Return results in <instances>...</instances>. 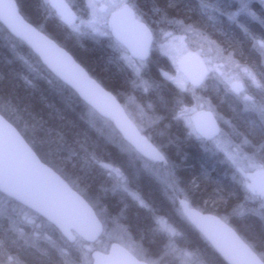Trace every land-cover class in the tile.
I'll use <instances>...</instances> for the list:
<instances>
[{
  "label": "trees",
  "instance_id": "16d2710c",
  "mask_svg": "<svg viewBox=\"0 0 264 264\" xmlns=\"http://www.w3.org/2000/svg\"><path fill=\"white\" fill-rule=\"evenodd\" d=\"M15 2L21 15L35 24V28L41 30L38 19L54 30L62 28L52 14L47 15L40 0ZM130 2L154 33L190 27L254 74L259 92H247L254 110H246L224 87L217 88L210 99L221 117L231 121L230 127L243 138L248 149L264 153V128L255 115L264 113L261 108L256 110L264 106V63L257 47L258 42H264L263 12L254 7L251 8L252 20L239 13L237 21H232L233 8L227 6L226 0ZM75 45L74 59L89 74L92 71L97 74L106 90L115 96L126 94V102L136 109L145 108L144 103H149L142 124L151 121L148 125L151 130L144 135L165 160L161 166L166 185L144 172L129 171L126 164L120 163L117 148L90 123L87 112L91 110L1 24L0 115L18 130L43 163L91 205L105 230L110 219L119 221L130 242L132 250H129L137 259L148 264H153L152 261L181 264L176 257L189 253L199 264H226L180 215L175 200L184 198L199 211L216 215L228 223L264 262V209L246 208L242 186L229 176L226 163L183 128L179 114L188 104L187 94L178 93L152 72L147 77L152 88L144 96L148 98L140 100L137 91H131L132 77L123 83L99 46L90 39H78ZM241 118L247 125L252 121L255 130L243 127ZM109 163L119 164L123 169L127 179L125 189L119 180L98 168ZM125 190L130 194L123 192ZM160 220L166 221L176 236L170 238L160 228ZM44 223L51 232L47 240H38L26 231L22 235V228L10 216H0V264H84L74 249L84 243L77 239L70 245L52 226Z\"/></svg>",
  "mask_w": 264,
  "mask_h": 264
},
{
  "label": "water",
  "instance_id": "95a60500",
  "mask_svg": "<svg viewBox=\"0 0 264 264\" xmlns=\"http://www.w3.org/2000/svg\"><path fill=\"white\" fill-rule=\"evenodd\" d=\"M58 2L64 3L63 0ZM110 19L113 39L134 59L145 61L152 43L147 26L136 22L134 12L127 4L113 12ZM0 24L12 37L23 42L41 64L76 93L84 104L99 116L112 120L116 130L136 152L146 159L160 157V153L139 134L115 97L90 78L70 54L26 22L14 0H0ZM179 65L186 66L184 72L193 87L204 84L207 72L199 56L192 54ZM197 122L205 126L207 140L219 134V126L211 112L199 114ZM254 176L264 196V175L258 171ZM0 194L47 221L69 243L78 237L87 244H94L103 233V225L93 208L40 161L17 129L1 115ZM178 204L185 219L226 264H264L222 219L189 207L185 200H179ZM91 259L92 264H147L117 243H112L107 252H91Z\"/></svg>",
  "mask_w": 264,
  "mask_h": 264
},
{
  "label": "rangeland",
  "instance_id": "374dc122",
  "mask_svg": "<svg viewBox=\"0 0 264 264\" xmlns=\"http://www.w3.org/2000/svg\"><path fill=\"white\" fill-rule=\"evenodd\" d=\"M40 1L43 5L47 6V15L50 13L53 17L55 15L60 16L57 0ZM66 1L74 7L77 15L75 20L71 19L72 23H67V31H69L70 35L76 36L79 40H103L110 47L117 49V45L108 40L110 38L109 16L125 0ZM226 2L227 6L231 5L233 8L231 9L233 11L232 21H237L239 13L252 20L253 13L251 8L254 7L264 14V2L261 0H226ZM237 6L241 8L238 10ZM155 32L154 59L153 63L149 65L133 64L128 57H125L117 49L118 56L123 58L125 66L130 70L133 80V84L130 85L131 91H137L136 94L141 96L140 100H146L148 97L144 96L152 88V83L147 77L153 72L178 93L187 94L188 104L179 114V120L183 128L196 141L202 144L206 150L226 163L229 176L236 179L242 186L246 203L245 207L249 209H264V196L260 194L254 177V173L257 171H261L264 174V153L261 150L253 151L251 148L248 149V145L243 138L230 127L231 121L229 119L227 121L221 117L210 99L213 94L215 95L217 88L224 87L225 91L230 94L229 96L234 100L240 101L246 110H254V107H252L254 103L247 95L248 93L259 92L260 87L254 74L248 68L232 60L229 55L223 54L207 37L198 34L190 27L174 28L173 30L167 29L164 31L157 30ZM257 47L262 54L264 63V42H258ZM191 54H196L201 58L208 74L205 83L199 88L193 87L188 75L178 67V62L187 60ZM161 65L166 68H162ZM132 103L134 105V102ZM144 106L146 109L143 106L136 109V107L131 105L129 110L137 112L143 118V113H147L149 103H144ZM260 108L264 110V106L257 107L256 110H260ZM206 111L213 113L221 126V132L212 141H206V132L198 131L197 129V116ZM255 115L258 117L260 125L264 128V113L259 112V114ZM87 116L90 123L105 134L111 143L119 142V139L115 136V131L108 122L99 119L91 111L87 112ZM241 121V124L244 125L243 127L248 130H255L252 121L248 122V125L242 118ZM150 123L151 121L147 120L143 125H150ZM131 157L134 156L131 155ZM162 164L165 163L153 161L151 163H141V166L147 175L153 177L159 184L166 185V176L163 174ZM121 187L125 189L124 186ZM168 191V195L171 196L170 187ZM131 196L137 200L135 195ZM3 215L5 217L10 216L16 225L22 228V235L26 231L27 235L32 236L33 239H48L47 234L51 231L44 222L35 217V215L28 213L25 209L14 206L10 200L0 195V216ZM159 226L170 238L176 236V232L166 221L160 220ZM116 240L127 249H131L124 228L120 225L119 221L110 219L107 222V230H105L103 238L96 244V248L105 251L111 241ZM74 249L79 253L84 264H91L90 253L94 249L93 246L78 244ZM178 256L176 258L179 259L181 264H199L189 253ZM151 263L155 264L154 261Z\"/></svg>",
  "mask_w": 264,
  "mask_h": 264
},
{
  "label": "flooded vegetation",
  "instance_id": "af4514ba",
  "mask_svg": "<svg viewBox=\"0 0 264 264\" xmlns=\"http://www.w3.org/2000/svg\"><path fill=\"white\" fill-rule=\"evenodd\" d=\"M66 1V0H65ZM123 4H128L134 11L135 16H136V20L137 22H142L143 24H145L147 26V28L149 29V31H151L152 33V37H153V41H152V46L149 52V57L145 62H138L136 60L133 59V57L126 51L124 50L122 47H120L119 45H117L111 38L108 39L109 41L114 42L117 46L116 48L119 49L122 54L125 57H128V59H130L132 61L133 64H144V65H149L150 63H153V47H154V43H155V33L152 31L151 27L149 26V24H147L144 19L137 13L135 7L131 4L130 0H125V2ZM122 4V5H123ZM121 6V5H120ZM58 11L60 16L55 15V20L59 23L58 25L60 27H62L59 30H54L51 26L45 25L44 23L41 22L40 19H38V25L41 27V31L45 32V34H47L49 37H51L52 39L58 41H61V44L58 42V44L62 45V42H65L62 46H64V48L70 53L72 54V56H75L76 50H75V42L77 41L76 36H72L69 35V31H67L68 29V25L67 23H72V20H75L77 15L74 11V7L71 6L67 1H66V5L65 4H61L58 6ZM141 17V18H140ZM65 19V20H64ZM72 19V20H71ZM64 20V22H63ZM44 21V20H43ZM35 25V24H34ZM110 26V23H109ZM110 33H111V27H110ZM93 44L99 46V50L101 52H103L104 54H106L105 56L108 57L109 59V64L112 68V70L117 74V76H119V78L121 79V81L125 82L127 80V78H130V70L125 66V63L123 62V58H120L117 54V49L110 47L107 43H105L103 40L102 41H95V40H91ZM75 50V53H74ZM151 66V65H150ZM181 68V67H180ZM155 74V73H154ZM90 76L92 78H94L97 82H99L101 84V79H99V76L97 74H95L93 71L90 74ZM132 77V76H131ZM103 82V81H102ZM123 82V83H124ZM112 94V93H111ZM118 104L123 108L126 116L128 117V119L133 123V125L137 128L138 132L144 136L146 139H148L144 133L146 132V130H151L148 129V125H143L142 123V117L137 113L134 112L132 109V111L129 110V108L131 107L130 103L126 102L127 99V95L126 94H121V95H114L112 94ZM106 122L109 123V125L111 126V128L115 131V136L117 139H119V142L117 141V143H111L110 145L114 148H117V153L119 155V161L120 163H124L126 164L127 168L129 171L132 172H136V173H140V172H144V169L141 166V163H151L153 161H159V162H163L165 163V160H163L162 158H157V159H151V160H147L145 158H141L137 152H135V150H133L127 143H125L123 141V139L121 138V136H119L114 123L111 120H106ZM218 125L220 126L219 122L217 121ZM198 131H204L205 128L203 126H197ZM113 131V132H114ZM150 142V141H149ZM151 144V142H150ZM134 156V157H130V156ZM98 166V165H97ZM98 168H100L101 171H104L106 175H110L114 178H116L117 180H120V186H124L127 182L126 179V174L124 173L123 169L120 168L119 164L113 163L110 165L107 164H102L101 166H98ZM115 174V175H114ZM126 188V187H125ZM125 193L130 194L128 191H123ZM176 203L178 204V198L176 199ZM176 204V205H177ZM178 211H180V208H178Z\"/></svg>",
  "mask_w": 264,
  "mask_h": 264
}]
</instances>
